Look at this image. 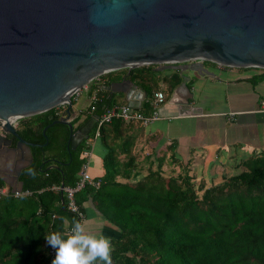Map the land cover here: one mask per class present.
I'll return each instance as SVG.
<instances>
[{"label": "trees", "instance_id": "obj_1", "mask_svg": "<svg viewBox=\"0 0 264 264\" xmlns=\"http://www.w3.org/2000/svg\"><path fill=\"white\" fill-rule=\"evenodd\" d=\"M115 72L121 74L100 76L99 81L104 78L101 84L128 79L146 94L137 111H149L158 92L157 73L151 66ZM166 80L171 88L178 78L173 75L163 78ZM95 84L86 87L88 95L97 99L84 121L115 103L108 92L95 90ZM64 109L58 106L22 125L17 123L19 136L33 144L29 148L31 163L18 176L21 192L29 195L14 198L9 194L0 199V264H51L54 257L49 255L45 237L54 232L65 234L76 221L65 210L64 196L57 188L60 184L74 186L83 162V145L67 151L65 125L52 124L42 134ZM77 120L76 116L70 124ZM133 124L138 123L112 119L100 128L98 140L106 150L103 175L96 179V188L85 186L74 196L82 213L83 203L89 200L101 219L115 227L110 240L112 263L264 264V151L247 158L242 171L209 187L203 182L195 184L185 169L166 177L161 170L164 156L156 163L146 159V173L136 178L139 172L127 136ZM119 140L122 144L116 146ZM168 149L173 165L174 148L170 145ZM119 155L125 156V162L119 161ZM49 166L57 168L46 169Z\"/></svg>", "mask_w": 264, "mask_h": 264}, {"label": "water", "instance_id": "obj_2", "mask_svg": "<svg viewBox=\"0 0 264 264\" xmlns=\"http://www.w3.org/2000/svg\"><path fill=\"white\" fill-rule=\"evenodd\" d=\"M204 62L264 70V0H0V157L27 155L11 191H21L17 178L33 146L14 121L65 105L42 134L65 125L66 149L74 150L97 116L73 132L71 97L95 78L154 65L177 72L184 86L209 75ZM96 89L123 95L132 109L140 105L132 93L145 96L125 78Z\"/></svg>", "mask_w": 264, "mask_h": 264}, {"label": "crops", "instance_id": "obj_3", "mask_svg": "<svg viewBox=\"0 0 264 264\" xmlns=\"http://www.w3.org/2000/svg\"><path fill=\"white\" fill-rule=\"evenodd\" d=\"M203 65L209 75L191 77L184 86L177 72H156L153 71L156 66H151L152 72L157 73L154 75L157 80L156 89L163 94L164 100L156 109L159 120L146 126L133 124L127 130V136L132 141L131 154L135 157L136 170L139 172L136 178L146 173V159H154L156 163L159 157L164 156L161 170L166 177L185 169L194 181L203 182L205 187H209L219 184L224 177L231 176L229 171L241 166L244 159L264 151L263 70L228 68L210 62ZM113 74L116 76L121 73ZM173 75L178 80L170 88L171 82H164L163 78L169 79ZM103 80L104 78L99 81L98 78L92 81L97 83L95 90L96 86L103 85ZM136 88L141 90L137 86ZM82 91L90 98L87 89ZM141 92L144 97L137 92L132 93V97H138L137 101H140L139 108L146 97L142 90ZM113 101H118L114 104L126 105L123 95L114 96ZM88 105L85 111H73V116L69 117L70 122L77 116L76 125L89 116ZM213 106L217 108L213 109ZM150 112L151 109L142 113ZM80 115L82 119H79ZM27 120L28 118L20 119L16 124L22 125ZM86 141L91 143L87 173L91 179H100L103 175L102 159L106 150L98 139L92 140V135ZM115 144L119 146L122 140ZM170 145L176 156L173 165L168 149ZM6 157H0V182L9 190H17L13 171L18 166L27 164V155L24 154L23 159L18 154ZM118 157L120 162H125V156ZM155 163H151L152 166ZM116 179L120 180L119 177ZM17 181L19 182L18 178ZM82 208L84 218L80 224L85 231L103 235L110 241L116 232L115 227L101 219L89 200L83 203Z\"/></svg>", "mask_w": 264, "mask_h": 264}, {"label": "built area", "instance_id": "obj_4", "mask_svg": "<svg viewBox=\"0 0 264 264\" xmlns=\"http://www.w3.org/2000/svg\"><path fill=\"white\" fill-rule=\"evenodd\" d=\"M99 77L95 78L94 80H98ZM85 89L86 87L76 92L73 96L75 97L77 93ZM96 99L97 98L95 97L94 94H92L89 98V105L87 109V113L89 115H91V113L94 111L93 104ZM163 100H164V97L161 92L158 91L154 93L153 100L151 102V112L148 115H145L139 111H136L124 104L111 105L110 107L106 108L100 115L97 116L94 122L93 130H92V140L99 138L100 128L104 124L109 123L112 119H118L124 123H138L142 126H146L156 120H159L160 116L158 115L156 109H157V106L163 102ZM60 106H65V105H60ZM230 115L231 114H229V116ZM12 125L17 126L16 121H14ZM90 154H91V143L85 141L81 149V156L83 158V162L81 164L80 171L77 175V179L75 181L74 186L73 187H63L62 189L57 188L59 191L62 192L64 196L65 210L69 212L70 214L74 215L77 222H81L84 218V215L79 210L77 204L74 201L75 194L79 192L80 190L84 189L85 186L96 188L99 184V180L91 179L87 173V167H88ZM9 194H11L14 198H19L21 196H28L29 192L11 191L9 190L8 187L4 185H0V199L6 197ZM70 229L71 227L66 229V233H68ZM49 255L51 258H53L55 255V250L50 245H49Z\"/></svg>", "mask_w": 264, "mask_h": 264}, {"label": "clouds", "instance_id": "obj_5", "mask_svg": "<svg viewBox=\"0 0 264 264\" xmlns=\"http://www.w3.org/2000/svg\"><path fill=\"white\" fill-rule=\"evenodd\" d=\"M45 239L55 250L51 264H112L109 239L86 232L77 221L68 233H50Z\"/></svg>", "mask_w": 264, "mask_h": 264}, {"label": "rangeland", "instance_id": "obj_6", "mask_svg": "<svg viewBox=\"0 0 264 264\" xmlns=\"http://www.w3.org/2000/svg\"><path fill=\"white\" fill-rule=\"evenodd\" d=\"M209 62H204L205 65H207ZM88 86V85H87ZM86 86V87H87ZM73 102H72V110L73 111H76V112H79V111H85L86 109V106L88 105L89 103V98L86 96V94L81 91L80 93H77L76 96L72 99ZM115 103H118V101H114ZM214 108L213 109H216L217 106H213ZM80 118L79 119H82V115L79 116ZM246 160V159H244ZM243 160V161H244ZM90 164V163H89ZM89 167V165H88ZM232 168V167H230ZM244 168L242 166H238L236 169H232L229 171V175H233L234 173H237V172H240L242 171ZM176 170H178L176 168ZM179 171V170H178ZM177 171V174L182 172L183 170H181L180 172ZM144 172V171H143ZM164 172H166V170L164 169ZM144 174V173H143ZM164 175L166 176V174L164 173ZM231 175V176H232ZM199 182L195 181V184H198ZM80 223V222H79Z\"/></svg>", "mask_w": 264, "mask_h": 264}, {"label": "flooded vegetation", "instance_id": "obj_7", "mask_svg": "<svg viewBox=\"0 0 264 264\" xmlns=\"http://www.w3.org/2000/svg\"><path fill=\"white\" fill-rule=\"evenodd\" d=\"M110 82H113V80H110L108 83H110ZM89 119V118H88ZM87 119V120H88ZM87 120H82L80 123H78V124H76V125H72L73 126V129H72V131L74 132L75 130H77L79 127H81ZM90 125H91V122H88L86 125H85V127H84V129H83V133L82 134H84V133H88V135H87V139L90 137V135H91V132H92V129H93V127L90 129ZM79 135H81V134H79ZM78 135V136H79ZM87 139H82L78 144H77V146L75 147V149L74 150H76V149H78L81 145H83L84 144V142L87 140ZM74 150H69V151H74Z\"/></svg>", "mask_w": 264, "mask_h": 264}]
</instances>
